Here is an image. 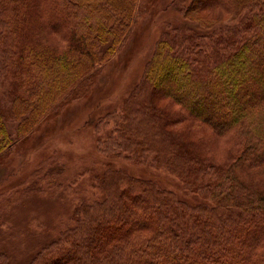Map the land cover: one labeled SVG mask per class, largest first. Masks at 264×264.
<instances>
[{
  "label": "trees",
  "instance_id": "1",
  "mask_svg": "<svg viewBox=\"0 0 264 264\" xmlns=\"http://www.w3.org/2000/svg\"><path fill=\"white\" fill-rule=\"evenodd\" d=\"M219 1L190 0L182 16L205 29L225 27V34L204 42L194 33L157 40L126 101L131 128L120 129L130 145L121 149L140 147L202 200L129 174L109 179L110 191L104 180L107 195L81 203L74 224L29 264H264V188L256 176L257 169L264 173V0ZM137 4L0 0V88L9 98L0 107V153L14 140L1 108L24 134L81 85L86 89L129 37ZM205 8L224 10L226 18H205ZM59 33L66 43L55 52L47 39ZM185 121L226 139L225 157L216 160L188 130L169 127Z\"/></svg>",
  "mask_w": 264,
  "mask_h": 264
},
{
  "label": "rangeland",
  "instance_id": "2",
  "mask_svg": "<svg viewBox=\"0 0 264 264\" xmlns=\"http://www.w3.org/2000/svg\"><path fill=\"white\" fill-rule=\"evenodd\" d=\"M189 1L138 0L132 30L118 52L95 69L86 89L85 84L81 85L80 93L73 92L24 134H17V121L5 109L9 98L0 88V107H5L1 109L14 138L0 153V264L4 259L9 264H29L38 251L74 224V211L78 209L80 213L81 203L103 199L107 189L110 191L108 180L119 175L154 181L190 202L202 200L199 196L191 198L179 179L167 169L155 167L152 156L141 155L140 147H119L130 146L124 143L120 131L131 128L129 117L133 107L126 110V101L140 84L157 40L166 34L186 38L194 33L204 42L214 33H226L225 27L220 31L205 29L185 20L182 9ZM219 10L205 8L199 14L213 21L225 19L227 12ZM60 36L50 34L47 39L55 52L63 50L66 43ZM162 103L179 109L170 100ZM134 117L139 119L138 115ZM169 127L173 131L188 130L194 142L216 160L225 157L226 139L198 121L178 122ZM132 149L141 157L138 162L128 153ZM256 174L264 188L263 171L257 169Z\"/></svg>",
  "mask_w": 264,
  "mask_h": 264
}]
</instances>
